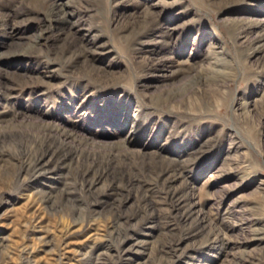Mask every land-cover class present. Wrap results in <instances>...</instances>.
<instances>
[{"label": "rangeland", "instance_id": "1", "mask_svg": "<svg viewBox=\"0 0 264 264\" xmlns=\"http://www.w3.org/2000/svg\"><path fill=\"white\" fill-rule=\"evenodd\" d=\"M0 83V264H264V0H0Z\"/></svg>", "mask_w": 264, "mask_h": 264}, {"label": "bare ground", "instance_id": "2", "mask_svg": "<svg viewBox=\"0 0 264 264\" xmlns=\"http://www.w3.org/2000/svg\"><path fill=\"white\" fill-rule=\"evenodd\" d=\"M44 1H47V0H43V2ZM52 7H53V5L52 4H50ZM47 6V5H46ZM55 9H59V8H55ZM56 11V10H55ZM149 19H145V20H143V21H140V22H136V23H133L132 25H131V27L130 28H133V29H135L134 30V32H133V36H137V40L138 41H140V42H142L144 39H145V34H144V32H145V28L147 27V25L149 24ZM152 21V20H151ZM240 26V25H239ZM238 27V26H237ZM234 28V27H233ZM239 28V27H238ZM237 28V29H238ZM147 31V30H146ZM236 31V30H235ZM69 35V34H68ZM67 35V36H68ZM74 36V37H73ZM72 38L74 39V40H76V38H75V35H74V32H72ZM69 45V44H68ZM78 47V49H77V51H76V53L74 52L73 54V56H64V53H66L67 51H65V50H61L60 52H59V60H61V63L62 64H64V67H67V68H70V67H74L75 65H74V63H76L77 62V58L78 57H80V56H82V55H85L84 57L86 58L87 57V53L88 52H91L90 51V47L89 46H87V45H85V44H80V45H78L77 46ZM0 84H2V83H0ZM3 86H2V88H3V94H8L9 92H8V90H10L11 88H12V85L10 84V83H3L2 84ZM55 143V142H54ZM59 144V143H58ZM57 145V144H56ZM60 145V144H59ZM52 146H54L53 144H48V146L46 147V148H44L43 150H42V153H45V152H48L50 149H52ZM61 147V146H60ZM67 148V147H66ZM57 149H59L58 147H57ZM61 149V148H60ZM62 151V150H61ZM57 152V150L55 149L54 151H52V153L53 154H55ZM64 152V151H63ZM71 152V151H70ZM59 153V152H58ZM68 153V152H67ZM39 154H40V152H39ZM57 154V153H56ZM66 154V153H65ZM35 155H36V153H35ZM51 155V154H50ZM62 155V154H61ZM67 156V155H66ZM36 157H37V155H36ZM65 157V156H64ZM63 157V158H64ZM25 158V157H24ZM28 158V157H27ZM59 159V158H58ZM27 160V159H26ZM38 160V161H37ZM80 160V159H79ZM24 161V160H23ZM178 161V160H177ZM170 162H172V165H170V163L168 164L171 168H172V172H173V174H174V176H177V177H182V175H183V167H182V164H180V163H178V162H176L175 160L174 161H170ZM90 164V163H89ZM23 165V164H22ZM88 165V164H87ZM90 165H92V164H90ZM94 165V164H93ZM130 165V164H129ZM101 166V165H100ZM97 167V166H96ZM103 167V166H102ZM106 167V166H105ZM27 168V167H26ZM28 168H31V173L33 174V173H39L40 171H42L43 170V168H44V164L39 160V159H35V161L34 162H32V164L31 165H29V167ZM76 168V167H75ZM90 168V167H89ZM109 168V167H108ZM169 168V167H168ZM78 169V168H77ZM86 169V168H85ZM85 169H84V171H85ZM21 170V169H20ZM27 170V169H26ZM26 170H24V172L26 171ZM88 171V170H87ZM93 171V170H92ZM143 171V170H142ZM99 172V171H98ZM185 172V171H184ZM97 173V172H96ZM103 173V172H102ZM171 173V172H170ZM21 174V173H20ZM79 174V173H78ZM85 174V173H84ZM98 174V173H97ZM115 174V173H114ZM118 174V173H117ZM121 175V174H120ZM172 175V174H171ZM80 176V175H79ZM117 176V175H116ZM149 176V175H148ZM113 178V177H112ZM129 178H130V176H129ZM157 178V177H156ZM165 178V177H164ZM173 178V177H172ZM78 179V178H77ZM81 179V178H80ZM91 179V178H90ZM90 179H89V181H90ZM114 179V178H113ZM166 179V178H165ZM170 179V178H169ZM168 179V180H169ZM79 180V179H78ZM94 180V179H93ZM127 180V179H126ZM125 180V181H126ZM162 180H164L163 178H162ZM166 181V180H165ZM83 182V181H82ZM161 182V181H160ZM159 182V183H160ZM167 182V181H166ZM116 183V182H115ZM133 183V182H132ZM157 183V182H156ZM117 184V183H116ZM126 184V183H125ZM128 184L131 186V181H128ZM89 185V184H88ZM162 185V184H161ZM168 185V184H167ZM80 186V185H79ZM90 187V186H89ZM125 187V186H124ZM162 188V187H161ZM86 189V188H85ZM84 189V190H85ZM90 189V188H89ZM125 189V188H124ZM145 188H143V190H144ZM163 190V189H162ZM170 190V189H169ZM174 190V189H173ZM146 191H148L147 189H146ZM114 192V191H113ZM141 192V191H140ZM109 193H111V192H109ZM114 194V193H113ZM144 194V193H143ZM166 195H167V193H166ZM170 196V195H169ZM177 196V195H176ZM185 196V195H184ZM144 197V196H143ZM183 197V196H182ZM117 198V197H116ZM165 200H167V199H165ZM173 200V199H172ZM171 200V201H172ZM119 201H121V199L119 200ZM174 201H175V199H174ZM173 202V201H172ZM123 203V202H122ZM147 203V202H146ZM119 204H120V202H119ZM181 205V204H180ZM118 207V206H117ZM175 207V206H174ZM115 208V207H114ZM122 209V208H121ZM145 209V208H144ZM177 209V208H176ZM116 210V209H115ZM146 210V209H145ZM184 210V209H183ZM114 211V210H113ZM170 211V210H169ZM122 212V211H121ZM177 212V211H176ZM180 212V211H179ZM182 213V212H181ZM120 214V213H119ZM136 214V213H135ZM174 214V213H173ZM122 214H120V216H121ZM131 216V215H130ZM177 216H179V215H177ZM181 216V215H180ZM113 217V216H112ZM119 217V216H118ZM136 217V216H135ZM187 217V216H186ZM116 218V217H115ZM120 218V217H119ZM185 218V217H184ZM183 218V219H184ZM126 221H128V219H124V222H126ZM111 222H113V221H111ZM197 230V229H196ZM190 231V230H189ZM187 234V233H186ZM191 234V233H190ZM190 234H189V236H190ZM192 237V236H191ZM174 249V248H173ZM167 250V249H166ZM125 250H123V252H124ZM175 252V251H174ZM176 253V252H175ZM174 254V253H173ZM166 255H167V253H166ZM109 257V256H108ZM108 257H104L102 254H98L97 255V257L95 258V261H94V264H109V259L110 258H108ZM165 259V258H164ZM168 259H169V257H168ZM113 260V259H112ZM115 261V260H114ZM114 261H112V263H114ZM166 261V260H165ZM170 261V260H169ZM163 264V263H162Z\"/></svg>", "mask_w": 264, "mask_h": 264}]
</instances>
